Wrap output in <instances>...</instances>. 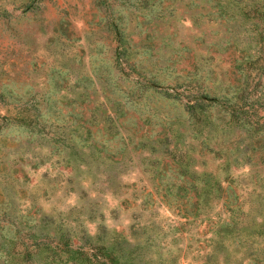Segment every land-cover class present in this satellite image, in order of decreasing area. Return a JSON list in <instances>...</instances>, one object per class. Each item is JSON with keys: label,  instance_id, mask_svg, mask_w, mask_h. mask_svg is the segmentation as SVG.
Returning <instances> with one entry per match:
<instances>
[{"label": "rangeland", "instance_id": "1", "mask_svg": "<svg viewBox=\"0 0 264 264\" xmlns=\"http://www.w3.org/2000/svg\"><path fill=\"white\" fill-rule=\"evenodd\" d=\"M0 264H264V0H0Z\"/></svg>", "mask_w": 264, "mask_h": 264}]
</instances>
